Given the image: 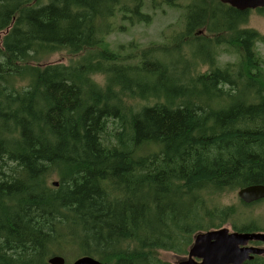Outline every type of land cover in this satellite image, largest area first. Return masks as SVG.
<instances>
[{
	"label": "trees",
	"instance_id": "trees-1",
	"mask_svg": "<svg viewBox=\"0 0 264 264\" xmlns=\"http://www.w3.org/2000/svg\"><path fill=\"white\" fill-rule=\"evenodd\" d=\"M133 3L0 0V264H49L67 248L109 264H167L157 252L184 253L197 233L236 215L214 204L221 194L264 185L255 69L264 37L241 27L249 11L193 0L185 32L172 38L185 39L190 56L170 44L162 59L149 51L125 64L105 36L122 4L126 20L150 22ZM226 42L253 70L216 66ZM58 52L82 58L40 64ZM53 174L58 188L47 186ZM234 230L262 231L253 222Z\"/></svg>",
	"mask_w": 264,
	"mask_h": 264
},
{
	"label": "rangeland",
	"instance_id": "rangeland-1",
	"mask_svg": "<svg viewBox=\"0 0 264 264\" xmlns=\"http://www.w3.org/2000/svg\"><path fill=\"white\" fill-rule=\"evenodd\" d=\"M133 1L135 0H127L129 6H133L134 3L136 4V2L133 3ZM169 1L170 3H168L167 0H140L142 6L141 12L151 18L148 23L145 21L139 22L135 20L131 22L126 20L124 17L127 16L128 18L130 15L124 13L122 9L124 5H120L116 10V15L110 20L112 29L111 33L105 36V47H109L113 53L117 54L119 61L125 62V64H138L139 56H141L143 52L149 51H154L153 54L162 59V56L164 55L163 52L167 53L168 50H171L174 47H171L170 44L180 45L184 51V55L190 56V45L185 43L186 40L182 39L174 41L172 38L174 36L182 35L185 32L188 14L186 7L192 4L193 0ZM208 1L212 2L213 0ZM241 27L243 29L255 30L264 37V14L257 10L249 11L247 23ZM197 33L201 37L209 38H213L216 35L209 33L205 28H199L196 34ZM3 36V33L0 34V46L2 45L1 40ZM225 37L227 38L228 36ZM255 51V69L261 71L264 77V41L256 44ZM215 53L217 60L216 66L221 69L230 65L235 66L236 69H238L237 67L243 63V70H253L249 61L246 60L244 62L240 47H232L226 42L223 45L216 46ZM81 58V55H70L67 52H58L42 60L40 64H61L68 66L81 61ZM123 59H129L131 61L126 62L123 61ZM207 71H209V68H207V66H202L198 73L205 74ZM253 72L256 73L257 71ZM93 80L97 84L104 86L106 77L103 74H99L93 76ZM224 88H228V86ZM131 103L135 102L129 101L128 105H131ZM134 108L136 109V106ZM111 130H113V128ZM58 182H60L58 175L53 174L48 178L47 186L53 187V184ZM55 188L58 187L55 186ZM238 191L239 190L223 193L214 203H218L220 207L235 208L236 210V215L231 218L229 223L224 224L223 227L230 229L232 232H239L234 230V224L242 227L244 224H251L253 222L257 228L262 229V231L256 232H264V201L251 207H244L238 196ZM191 246L192 245L185 247L184 253L181 254H176L170 251H159L156 256L167 264H179L181 261L187 259ZM55 255L64 257L66 259V264H73L78 258L84 257L81 256V253L78 254L76 250L71 248L65 249L62 253H54L50 257Z\"/></svg>",
	"mask_w": 264,
	"mask_h": 264
},
{
	"label": "water",
	"instance_id": "water-1",
	"mask_svg": "<svg viewBox=\"0 0 264 264\" xmlns=\"http://www.w3.org/2000/svg\"><path fill=\"white\" fill-rule=\"evenodd\" d=\"M239 11H252L264 8V0H219ZM58 186V183H54ZM245 204L264 200V185H250L238 191ZM251 242L264 243V232H232L228 228L213 229L195 235L187 259L179 264H245L256 256H264V248L251 247ZM49 264H66V259L55 255L48 259ZM73 264H109L91 256L80 257Z\"/></svg>",
	"mask_w": 264,
	"mask_h": 264
},
{
	"label": "flooded vegetation",
	"instance_id": "flooded-vegetation-1",
	"mask_svg": "<svg viewBox=\"0 0 264 264\" xmlns=\"http://www.w3.org/2000/svg\"><path fill=\"white\" fill-rule=\"evenodd\" d=\"M260 202V201H259ZM234 232V231H233ZM249 246H251V247H260V248H264L263 246H264V243H262V242H251V243H249ZM256 257H264V256H256ZM255 257V258H256Z\"/></svg>",
	"mask_w": 264,
	"mask_h": 264
}]
</instances>
